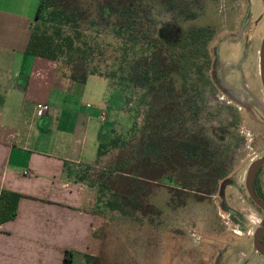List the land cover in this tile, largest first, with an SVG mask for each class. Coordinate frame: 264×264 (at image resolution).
Listing matches in <instances>:
<instances>
[{"label":"rangeland","instance_id":"obj_1","mask_svg":"<svg viewBox=\"0 0 264 264\" xmlns=\"http://www.w3.org/2000/svg\"><path fill=\"white\" fill-rule=\"evenodd\" d=\"M111 3L119 8L109 14L104 8ZM54 4L67 14L59 23L62 34L71 36L74 48L80 49L75 63L90 76L107 79L130 114L105 145L101 159L70 173L96 220V246L87 264H228L230 255L239 264L251 252L252 234L262 226V215L246 191L250 172L264 159L260 68L264 4L256 0H54ZM130 7L132 16L123 13ZM50 11L42 21L53 31ZM168 24L180 27L184 40L195 27L214 32L207 44L209 58L198 61L201 72L189 71L194 81L202 78L200 89L206 78L214 90L199 97V105L205 96L208 104L194 121L181 119L190 115L185 95L176 87L181 77L173 75L150 87L130 81L132 72L143 70L149 55L146 43L157 40L156 31ZM37 25L41 23L34 19L31 30ZM182 51L178 48L174 54ZM163 52L172 53L165 47ZM59 62L62 72L69 74L66 58ZM187 146L200 148L196 156L183 151ZM209 174L217 179L215 191L195 193ZM231 210L239 214L234 218Z\"/></svg>","mask_w":264,"mask_h":264},{"label":"crops","instance_id":"obj_2","mask_svg":"<svg viewBox=\"0 0 264 264\" xmlns=\"http://www.w3.org/2000/svg\"><path fill=\"white\" fill-rule=\"evenodd\" d=\"M40 2L0 0V193L23 196L0 225V264H67L68 251V264H87L96 220L70 173L101 159L130 114L107 79L74 82L59 63L27 54ZM38 103L49 106L43 116Z\"/></svg>","mask_w":264,"mask_h":264},{"label":"trees","instance_id":"obj_3","mask_svg":"<svg viewBox=\"0 0 264 264\" xmlns=\"http://www.w3.org/2000/svg\"><path fill=\"white\" fill-rule=\"evenodd\" d=\"M113 1V0H110ZM118 6L111 3L108 4L104 11L112 13L114 10H118ZM114 9V10H113ZM51 10V11H50ZM47 11H50L51 20L50 25L53 31L45 29L46 22H43L44 15ZM123 13L133 15L134 9L123 10ZM64 17L67 18V14L63 11H59L55 7L54 0H41L35 20L41 25H37L36 28H32L30 40L27 46V54L48 59L60 63L59 60L62 57L66 58L65 66L69 74L64 72L65 76H68L72 81L78 83H85L90 76L87 70L76 64L77 60L80 59V49L74 48V42L71 36H64L61 32L59 23H64ZM66 23V22H65ZM214 36V32L204 27H195L188 34L184 40V34L180 27L176 24H168L156 31L157 40H149L146 43V51L149 53L144 58V67L141 72H132L130 81L136 86L150 87L155 82H159L164 78H170L173 75L178 77L179 83L176 87L185 95V106L190 114L188 117H181L182 121L197 119L198 114L207 108V97L205 96L204 101L199 105V97L207 92H213V88H210V82L205 78L204 88L200 89L199 85L203 81L202 78L199 80H193L190 78L189 71L196 68L199 73L201 67L198 66V61L203 58H209V52L207 49L208 42L211 41ZM158 42L162 46H158ZM181 46V47H180ZM170 50L172 53L167 56L162 48ZM178 48L183 51L180 54H174ZM188 49V52L185 51ZM189 54L188 56H186ZM61 67V66H60ZM198 73V74H199ZM209 86V87H208ZM189 89L191 93L189 94ZM187 95V97H186ZM191 142L193 140H190ZM105 145L101 146L99 150V156L103 155V149ZM199 147H186L183 149L184 152H189V155L196 156V152L199 151ZM207 155L206 159H209L208 147L203 149ZM214 175L207 176L199 186L196 188L195 193L209 195L215 191L217 186V179ZM194 192V191H193ZM23 196L14 192L2 191L0 193V225L15 219L17 215V206L19 200ZM73 252L68 251L65 257V263H70L72 260ZM87 263L92 259V256H86Z\"/></svg>","mask_w":264,"mask_h":264},{"label":"flooded vegetation","instance_id":"obj_4","mask_svg":"<svg viewBox=\"0 0 264 264\" xmlns=\"http://www.w3.org/2000/svg\"><path fill=\"white\" fill-rule=\"evenodd\" d=\"M256 1L264 4V0H256ZM249 22L251 23V21ZM259 164L260 165L256 166V168L252 169L254 174L252 178L249 177L250 184L248 185L246 192L250 201L253 203V207L256 209L257 213L262 215V220H261L262 226L252 234L250 239L251 252L248 255H245L244 256L245 258H243V260L239 264H264V255L261 254L259 251H257L256 248V237H258L261 246L264 248V209L261 208L253 199L254 196L264 205V164H261V162ZM261 173L263 174V178L260 181ZM230 214L235 218L239 213L236 210H231ZM222 257L223 255L220 256V258ZM227 261L228 264H234L235 256L230 255Z\"/></svg>","mask_w":264,"mask_h":264},{"label":"water","instance_id":"obj_5","mask_svg":"<svg viewBox=\"0 0 264 264\" xmlns=\"http://www.w3.org/2000/svg\"><path fill=\"white\" fill-rule=\"evenodd\" d=\"M260 68H261L262 77L264 79V39L262 41L261 48H260ZM261 164H264V160L261 161ZM253 199L261 208L264 209V205L258 199H256L254 196H253ZM256 248H257V251H259L261 254L264 255V248L261 246L258 240V237H256Z\"/></svg>","mask_w":264,"mask_h":264},{"label":"built area","instance_id":"obj_6","mask_svg":"<svg viewBox=\"0 0 264 264\" xmlns=\"http://www.w3.org/2000/svg\"><path fill=\"white\" fill-rule=\"evenodd\" d=\"M49 111V106L46 104H42V103H38L35 106V112L37 113L38 116H43L44 114H46ZM25 175H30L31 174L25 172Z\"/></svg>","mask_w":264,"mask_h":264},{"label":"bare ground","instance_id":"obj_7","mask_svg":"<svg viewBox=\"0 0 264 264\" xmlns=\"http://www.w3.org/2000/svg\"><path fill=\"white\" fill-rule=\"evenodd\" d=\"M262 84H263V87H264V79H263V77H262ZM253 174H254V172L252 171L251 175H250V178H252Z\"/></svg>","mask_w":264,"mask_h":264}]
</instances>
